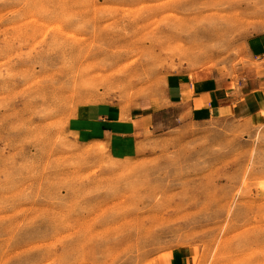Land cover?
Returning <instances> with one entry per match:
<instances>
[{
    "label": "rangeland",
    "instance_id": "obj_1",
    "mask_svg": "<svg viewBox=\"0 0 264 264\" xmlns=\"http://www.w3.org/2000/svg\"><path fill=\"white\" fill-rule=\"evenodd\" d=\"M263 32L264 0H0V264H264V110L160 114L128 157L73 128L177 78L261 89Z\"/></svg>",
    "mask_w": 264,
    "mask_h": 264
},
{
    "label": "crops",
    "instance_id": "obj_2",
    "mask_svg": "<svg viewBox=\"0 0 264 264\" xmlns=\"http://www.w3.org/2000/svg\"><path fill=\"white\" fill-rule=\"evenodd\" d=\"M248 47L250 57L262 63L264 70V32L250 38ZM171 81L158 108L144 101L124 110L110 104L89 106L73 120L74 131L88 140L107 141L117 156L128 157L139 152L147 133L158 129L160 114L172 113L176 121L202 124L224 119L246 121L264 110V78L261 89H243L239 94L230 82L204 74ZM182 263L184 258L176 264Z\"/></svg>",
    "mask_w": 264,
    "mask_h": 264
},
{
    "label": "bare ground",
    "instance_id": "obj_3",
    "mask_svg": "<svg viewBox=\"0 0 264 264\" xmlns=\"http://www.w3.org/2000/svg\"><path fill=\"white\" fill-rule=\"evenodd\" d=\"M158 106V105H157Z\"/></svg>",
    "mask_w": 264,
    "mask_h": 264
}]
</instances>
